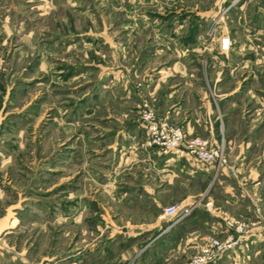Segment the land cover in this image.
<instances>
[{
  "label": "rangeland",
  "instance_id": "obj_1",
  "mask_svg": "<svg viewBox=\"0 0 264 264\" xmlns=\"http://www.w3.org/2000/svg\"><path fill=\"white\" fill-rule=\"evenodd\" d=\"M241 1L0 0V264H139L149 126L207 114L264 234V23ZM246 238L222 254L264 264Z\"/></svg>",
  "mask_w": 264,
  "mask_h": 264
},
{
  "label": "crops",
  "instance_id": "obj_2",
  "mask_svg": "<svg viewBox=\"0 0 264 264\" xmlns=\"http://www.w3.org/2000/svg\"><path fill=\"white\" fill-rule=\"evenodd\" d=\"M246 3L254 4L258 24L264 23V0H242L243 8ZM204 119L205 122L197 118L193 122L183 119V128L189 135L210 137L214 144H223L226 150L228 131L209 114ZM144 147L148 163L142 169L144 177L142 175L136 180L138 190L135 198L139 207L137 215H144L145 220L139 219L132 224V231L138 234L134 242L145 241L142 246L146 247V251L140 255L139 264H183L202 247L207 240L206 235H226L225 217L258 216L259 197L251 187L258 182L241 175V169L246 164L244 161L233 163L237 168L235 174L226 165H221L219 169L217 164L194 165L187 156L175 152L157 153V146ZM172 199L180 202L181 209L192 206L191 212L181 219H177L176 215L162 216L163 207ZM139 202L145 210L142 211L143 206ZM246 237L245 248L264 246L262 226L254 227ZM236 254L234 251L222 254L215 264L244 262L245 255L243 259L233 258Z\"/></svg>",
  "mask_w": 264,
  "mask_h": 264
},
{
  "label": "built area",
  "instance_id": "obj_3",
  "mask_svg": "<svg viewBox=\"0 0 264 264\" xmlns=\"http://www.w3.org/2000/svg\"><path fill=\"white\" fill-rule=\"evenodd\" d=\"M230 48L231 36L223 33L220 37V49L228 51ZM148 130L151 133V142L160 146V152H175L187 156L194 165L217 164L218 169L221 165H226L233 173H237L236 166L230 163L225 153L224 145L214 144L208 136L189 135L181 126L167 120L152 122ZM190 212L191 208L181 209L178 203H170L163 207L162 216L176 215L177 219H181ZM225 224L228 228L225 236L209 234L202 247L184 264H215L223 252L235 247L253 228L250 222L240 216L225 217Z\"/></svg>",
  "mask_w": 264,
  "mask_h": 264
}]
</instances>
